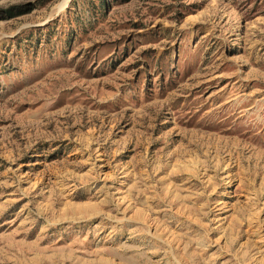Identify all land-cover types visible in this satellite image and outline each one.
I'll return each instance as SVG.
<instances>
[{
	"label": "rangeland",
	"instance_id": "374dc122",
	"mask_svg": "<svg viewBox=\"0 0 264 264\" xmlns=\"http://www.w3.org/2000/svg\"><path fill=\"white\" fill-rule=\"evenodd\" d=\"M107 2L0 0V264H264V0Z\"/></svg>",
	"mask_w": 264,
	"mask_h": 264
},
{
	"label": "trees",
	"instance_id": "16d2710c",
	"mask_svg": "<svg viewBox=\"0 0 264 264\" xmlns=\"http://www.w3.org/2000/svg\"><path fill=\"white\" fill-rule=\"evenodd\" d=\"M99 2H100L101 7H106L109 5L107 0H99ZM15 9H16V7H12L10 9L6 10L5 11L6 16L7 17H14V16H17V15L24 13L23 11H16Z\"/></svg>",
	"mask_w": 264,
	"mask_h": 264
}]
</instances>
